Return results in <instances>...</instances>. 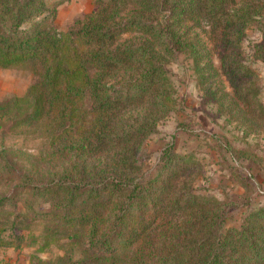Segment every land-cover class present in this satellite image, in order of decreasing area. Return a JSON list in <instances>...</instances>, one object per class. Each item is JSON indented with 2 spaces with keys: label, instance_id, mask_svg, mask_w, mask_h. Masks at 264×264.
<instances>
[{
  "label": "trees",
  "instance_id": "trees-1",
  "mask_svg": "<svg viewBox=\"0 0 264 264\" xmlns=\"http://www.w3.org/2000/svg\"><path fill=\"white\" fill-rule=\"evenodd\" d=\"M64 1L0 0V67L36 76L0 99V127L44 138L36 152L0 147V180H16L0 185V248L33 246L29 264H264V204L228 225L236 206L187 181L192 161L171 146L156 173L139 162L176 106L166 63L178 54L230 114L264 118L250 63L264 33L252 58L243 47L264 1L93 0L62 30ZM219 71L231 95L216 96Z\"/></svg>",
  "mask_w": 264,
  "mask_h": 264
},
{
  "label": "rangeland",
  "instance_id": "rangeland-1",
  "mask_svg": "<svg viewBox=\"0 0 264 264\" xmlns=\"http://www.w3.org/2000/svg\"><path fill=\"white\" fill-rule=\"evenodd\" d=\"M93 7V0H66L57 6L53 23L66 30ZM245 31L244 51L252 58L254 43L264 33V7L262 14ZM215 62L218 66L216 58ZM250 63L257 73L259 100L264 107V60L252 58ZM166 69L176 88V106L145 139L139 162L145 171L156 173L161 165L162 150L171 146L177 156L192 161L183 173L187 181L200 191L236 206L227 220L228 225H236L244 212L264 204V118L257 117V123L242 122L238 115L230 114L226 100L223 99L224 105H221L220 99L212 98L198 82L192 61L184 54L168 60ZM216 77L221 88L216 96L220 91L231 95L232 87L226 75L219 71ZM35 78V73L25 66L0 67V99L23 94ZM7 127L6 122L0 127V147L36 152L42 145V136L10 131ZM15 181L5 177L0 185H13ZM33 250V246L10 253L0 250V263L5 260L12 264L29 263ZM60 252L53 245L39 255L46 258Z\"/></svg>",
  "mask_w": 264,
  "mask_h": 264
},
{
  "label": "crops",
  "instance_id": "crops-1",
  "mask_svg": "<svg viewBox=\"0 0 264 264\" xmlns=\"http://www.w3.org/2000/svg\"><path fill=\"white\" fill-rule=\"evenodd\" d=\"M21 249H15L14 247H2V248H0L1 252H6V253H10L12 251H19ZM0 264H12V263H9V262H7L5 260V261L1 262ZM14 264H29V263L17 262V263H14Z\"/></svg>",
  "mask_w": 264,
  "mask_h": 264
}]
</instances>
